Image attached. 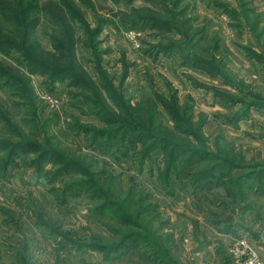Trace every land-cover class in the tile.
I'll list each match as a JSON object with an SVG mask.
<instances>
[{
  "label": "rangeland",
  "instance_id": "374dc122",
  "mask_svg": "<svg viewBox=\"0 0 264 264\" xmlns=\"http://www.w3.org/2000/svg\"><path fill=\"white\" fill-rule=\"evenodd\" d=\"M0 264H264V0H0Z\"/></svg>",
  "mask_w": 264,
  "mask_h": 264
}]
</instances>
